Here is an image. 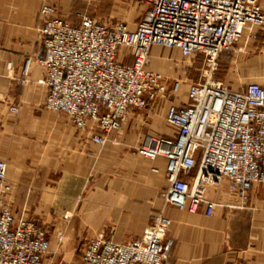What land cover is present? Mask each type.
Segmentation results:
<instances>
[{
	"label": "built area",
	"instance_id": "1",
	"mask_svg": "<svg viewBox=\"0 0 264 264\" xmlns=\"http://www.w3.org/2000/svg\"><path fill=\"white\" fill-rule=\"evenodd\" d=\"M40 1L46 110L65 115L80 133L91 131V141L102 147L132 110H145L159 96L178 98L181 81L168 87L161 74L148 69L153 48L177 50L185 58L199 54L201 80L188 84L186 103H171L165 112L172 135L150 137L138 154L165 160L163 201L189 214L203 209L211 216L219 204L208 191L223 183L239 204L247 202L254 185H264V88L251 83L234 91L215 77L222 53H235L245 36L255 39L264 32L259 0H129L142 8L134 29L87 16L72 24L49 0ZM30 62H25V79ZM12 192L7 165L0 160V264H46V231L13 216ZM170 226L171 220L156 212L136 241L118 244L99 233L86 244L80 264H168Z\"/></svg>",
	"mask_w": 264,
	"mask_h": 264
},
{
	"label": "crops",
	"instance_id": "2",
	"mask_svg": "<svg viewBox=\"0 0 264 264\" xmlns=\"http://www.w3.org/2000/svg\"><path fill=\"white\" fill-rule=\"evenodd\" d=\"M259 3L264 7V0ZM40 6V0H0V160L13 185L8 202L15 217L53 226L47 233L64 239V262L65 253L79 246L83 251L99 233L118 244L138 240L160 211L171 220L170 264H264V185H254L244 204L227 192L226 183L209 190L208 198L219 204L211 216L165 205V160L145 159L137 150L150 137L172 135L165 123L168 107L132 110L102 147L91 141V131L80 133L66 116L44 108ZM252 43L261 45L258 55L229 62L238 63L243 80H219L234 91L251 83L264 88V33L245 36L241 52L251 51L246 48Z\"/></svg>",
	"mask_w": 264,
	"mask_h": 264
},
{
	"label": "rangeland",
	"instance_id": "3",
	"mask_svg": "<svg viewBox=\"0 0 264 264\" xmlns=\"http://www.w3.org/2000/svg\"><path fill=\"white\" fill-rule=\"evenodd\" d=\"M49 3L57 8V14L61 18L72 24L79 23V18L81 16H87L94 18L95 20L105 24H114L120 21L126 22L130 29H134L142 16L141 6L136 2L129 0H121V1L120 0H99V1L49 0ZM262 33L264 32H258L257 35ZM242 47L244 46L242 43H240V45L236 47L235 53H222L220 55L219 58L220 67L215 76L217 80L222 81L223 79L226 78L227 79L236 78L238 80H243L240 66L238 65V63L235 64L234 62L233 64H231L229 62L236 61L238 56L240 57L247 56V58L251 59L256 55H258V52H260L262 47L258 43H252L251 45H248L246 48L247 50L250 48L251 51L249 52L246 51L245 53L241 52ZM226 57H229L227 63H225L224 61ZM128 63L131 62L128 61ZM230 67L231 70H229ZM148 69L161 74L168 87L175 80L181 81L182 84L181 91L178 94L177 99L175 98L174 100L173 99L168 100L166 98L167 95L159 96L157 98L153 106H151L153 108V111L157 112V110L159 111L165 109L171 103L177 105L181 99L186 101L188 84L197 83L201 80L203 63H202V57L199 54L189 58H185L182 57L177 50H166V49L157 48L156 51L150 53V63ZM11 212L15 217L12 208H11ZM28 220H32V219H28ZM32 221L36 222L38 225L43 227L44 230L46 231V235L48 234L47 231L49 229L52 230L54 229L53 226H50V228L46 227L47 226L46 224L39 222L37 220H32ZM47 238L50 242V249L45 257L46 264H80V258H81L83 246H79L78 249L72 255H68L65 253L66 255L65 258L67 262L66 263L63 261L64 256L62 255V250L60 248L65 242L64 239H62L61 237L58 239L56 237L54 240H52L49 237V234ZM170 262H171V253L168 264H170Z\"/></svg>",
	"mask_w": 264,
	"mask_h": 264
}]
</instances>
